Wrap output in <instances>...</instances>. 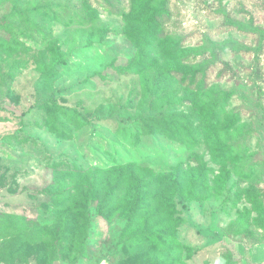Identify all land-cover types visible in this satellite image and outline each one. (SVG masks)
I'll use <instances>...</instances> for the list:
<instances>
[{"label":"rangeland","instance_id":"obj_1","mask_svg":"<svg viewBox=\"0 0 264 264\" xmlns=\"http://www.w3.org/2000/svg\"><path fill=\"white\" fill-rule=\"evenodd\" d=\"M105 1L0 0V215L23 216L50 228L56 203L84 198L83 186L91 189L96 175L105 176L95 174L97 169L133 163L163 173L177 171L182 178L203 166L209 169L203 191L208 196H174V240L136 264L152 258L160 264H225L227 259L256 264L240 254L237 245L253 246L252 253L256 250L260 259L264 244L252 241L264 236V229L251 226L245 236L226 232L250 209L248 194L264 205V38L254 50L257 34L228 26L225 19L264 29V0L167 3L164 34L180 51L172 58L175 63L205 38L233 39L251 47L248 52L219 51L214 60L209 52L188 58L193 68L213 60L207 69V91H231L225 110L239 113L238 128L254 129L247 147L259 161L256 171L244 177L233 165L227 166L230 175L224 186L221 165L204 144L190 145L189 138L175 140L162 132V123L181 127L184 114H190L189 124L197 125L200 116L193 100L182 101L187 88L173 73L156 93L154 73L142 75L131 66L135 47L124 21L130 2L111 0L119 9L111 13L101 6ZM158 62L163 70L171 66L161 57ZM202 99L207 101L204 93ZM120 194H112L111 200L123 202ZM102 196L82 212L83 219L88 218L85 230L67 228L75 232L68 236L70 242L47 247L46 264H121L118 235L126 222L124 206L108 222L97 211ZM42 246L22 248L28 257L14 264H34L29 251Z\"/></svg>","mask_w":264,"mask_h":264},{"label":"trees","instance_id":"obj_2","mask_svg":"<svg viewBox=\"0 0 264 264\" xmlns=\"http://www.w3.org/2000/svg\"><path fill=\"white\" fill-rule=\"evenodd\" d=\"M129 2L130 9L124 21L127 29L126 36L135 47V57L131 66L142 75L154 73L156 93H160L168 76L173 73L187 88L182 101L193 100L194 110L200 116L197 125H193L192 122L189 124L190 114H184L186 123L182 122L181 127L170 121L162 123L160 125L162 132L175 140L189 138L190 145L204 144L211 159L221 165L223 186L230 175V169L227 166L236 167L240 176L247 177L254 174L259 161L250 154L247 147L249 136L254 131L253 127L244 125L238 128L239 113L233 111L230 114L225 110L224 105L231 91L223 92L217 88L214 93H211L206 87L207 69L218 56L219 51L229 49L248 52L251 51V47L233 39L213 41L205 38L204 43L194 51L181 53L178 62L175 63L172 58L180 51L172 45L171 40L167 41L164 34V23L169 19L168 0H129ZM101 6L111 13H119L118 7L111 0L103 2ZM78 20L84 21L82 18ZM225 21L228 26L239 31L257 34V46L254 50H258L264 38V29L254 27L252 22H241L229 16H226ZM207 52L212 53L213 60L207 59L197 64L196 68L189 64L190 55L204 56ZM159 57L163 58V63L171 62V66H166V70H163L158 62ZM203 93L207 96L205 102L202 99ZM52 101L54 106L60 107V103L56 100ZM51 127L53 128L52 125ZM64 135L69 136L67 133ZM208 171L209 169L202 166L180 178L177 171L163 173L147 166L138 167L133 163L119 164L107 170L97 169L94 171L95 174H105V176L100 178L96 175L97 177L91 182V189L85 184L82 190L84 198L88 193L90 200L86 201L84 198L72 200L73 198L69 197L66 203H56L57 213L50 228L47 225H38L23 216L0 215V263L14 264L16 260H26L28 255L22 252V248L42 243L44 246L40 248V251L33 247L29 252L34 257V264H46L44 257L47 255V247L70 242L69 235L74 236L75 232L67 231V228L68 230H85L88 218L87 216L86 219L84 218L85 223L81 214L86 211L91 200L103 194L104 197L102 196L97 211L108 222L112 220L111 216L118 213L124 206L122 210L125 213L126 222L118 235V241L122 244L118 255L120 263L136 264L140 259L151 257V252H154L157 247L166 249L169 242L174 240V229L178 217L175 216L173 197L182 195L186 199H205L208 195L203 191L208 187ZM120 192L124 201L115 203L114 199L111 200L112 194L118 196ZM201 193L203 195H200ZM248 200L251 204L250 209H246L244 216L233 225L234 229L231 226L232 228L226 233L234 232L245 236L251 226L264 229L262 217L264 205L257 203L256 196L252 197L250 194H248ZM253 212L259 213L251 215ZM252 243L264 244V236L253 240ZM138 246L143 248L136 249L135 247ZM57 257L58 255L55 254L54 258ZM156 261H158L157 258H152V261L145 260L139 264H160ZM225 264L233 263L231 259H227Z\"/></svg>","mask_w":264,"mask_h":264},{"label":"crops","instance_id":"obj_3","mask_svg":"<svg viewBox=\"0 0 264 264\" xmlns=\"http://www.w3.org/2000/svg\"><path fill=\"white\" fill-rule=\"evenodd\" d=\"M238 251L240 252V254H242L244 257H246L247 259H251V262H257L256 264H264V254L261 256V258L259 259L256 254V250L254 251V253H252L251 250H253V246L251 247H244L242 244H238ZM259 246L255 245V248ZM262 250H264V245L262 246ZM252 264V263H251Z\"/></svg>","mask_w":264,"mask_h":264},{"label":"water","instance_id":"obj_4","mask_svg":"<svg viewBox=\"0 0 264 264\" xmlns=\"http://www.w3.org/2000/svg\"><path fill=\"white\" fill-rule=\"evenodd\" d=\"M54 264H57V262H54Z\"/></svg>","mask_w":264,"mask_h":264}]
</instances>
